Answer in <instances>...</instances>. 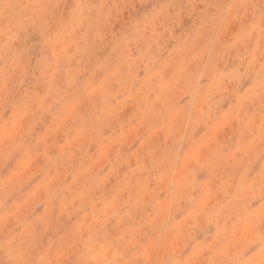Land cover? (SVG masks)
I'll return each instance as SVG.
<instances>
[{"label": "rangeland", "instance_id": "374dc122", "mask_svg": "<svg viewBox=\"0 0 264 264\" xmlns=\"http://www.w3.org/2000/svg\"><path fill=\"white\" fill-rule=\"evenodd\" d=\"M0 264H264V3L0 0Z\"/></svg>", "mask_w": 264, "mask_h": 264}, {"label": "clouds", "instance_id": "9594fccd", "mask_svg": "<svg viewBox=\"0 0 264 264\" xmlns=\"http://www.w3.org/2000/svg\"><path fill=\"white\" fill-rule=\"evenodd\" d=\"M262 3H264V0H261Z\"/></svg>", "mask_w": 264, "mask_h": 264}, {"label": "bare ground", "instance_id": "6f19581e", "mask_svg": "<svg viewBox=\"0 0 264 264\" xmlns=\"http://www.w3.org/2000/svg\"><path fill=\"white\" fill-rule=\"evenodd\" d=\"M75 187V186H74ZM92 211V210H91Z\"/></svg>", "mask_w": 264, "mask_h": 264}]
</instances>
